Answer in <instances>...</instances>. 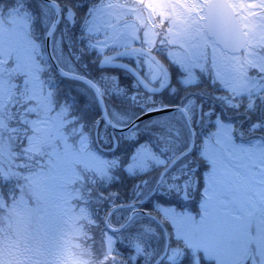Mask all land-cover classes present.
Masks as SVG:
<instances>
[{
  "label": "rangeland",
  "instance_id": "374dc122",
  "mask_svg": "<svg viewBox=\"0 0 264 264\" xmlns=\"http://www.w3.org/2000/svg\"><path fill=\"white\" fill-rule=\"evenodd\" d=\"M209 1L203 0V3L208 4ZM229 1L232 5L239 3L246 7L249 10L247 17L259 18L261 16V0ZM134 2H148V6L152 7L154 3H186L187 0H134ZM131 3L133 0H105L102 5L93 10L87 22H82L85 30L96 38L94 45L100 52L116 51L131 46L141 47L139 43L130 42L133 37L130 27L125 23L127 19L125 14L131 11ZM42 5L44 16L51 18L52 22L55 14L54 8L43 3ZM195 11L200 13L201 9L196 8ZM199 19L204 21L205 16L200 15ZM29 22V18L27 20L22 11L12 13L10 17L3 16L0 11V115L2 116L0 135L7 146L16 147L15 133L29 131V140L27 139L29 146L26 147L23 155L25 161L36 157L44 158L45 167L40 163L39 167L43 168L38 167L35 174L31 175L28 172L27 176H24L28 182L24 190L28 191L29 196L21 195L20 201L23 206L21 216L17 215L12 208L7 216L4 214L1 217L23 240L30 239L27 232L31 231V236L36 237L37 242H43L45 250L46 246L50 248L51 252L48 254L55 259L58 255V242L70 199L75 205L76 213L81 217L78 221L79 237L83 234V222L91 220L86 206L80 204L81 192L74 185L79 182L80 184L85 183L87 187L89 184L95 186L99 179L107 177L111 164L109 160L102 158L95 151L91 139L82 133L81 125L73 123L74 119L71 121L66 118V111H53L52 95L40 76L41 71L44 70L38 58L41 49L30 35V29L27 28ZM242 25L246 31L264 27L247 18ZM67 28V23H63L61 29L53 36L52 49L60 66L69 72L76 73L69 59L65 57L64 46L67 42V31L65 30ZM187 41L185 45L154 52L161 55L171 71L172 68H177L182 72V76L177 77L178 81L184 85V93L180 98L188 94L186 87L199 80L206 81L207 79L216 82L220 89L225 91L222 96H225L227 101L242 96H257L264 91V61H258L255 66L247 64L246 75L238 81L235 79V74L246 64L243 53L225 55L219 48L211 46L210 42L202 41L195 32L188 35ZM260 55H264V49L260 50ZM140 65L154 85L161 84L162 74L152 62L143 60ZM49 74L51 79L56 81L51 71ZM19 76L23 77L22 80L27 86L23 95L24 101L28 104L25 112L29 115L34 114V117L23 116L24 111H22L21 122L16 125L15 122L11 124L17 113L14 109L18 105L21 106V103L18 104V99L15 101L12 99L14 88L17 85L15 79ZM106 78L103 77L102 85L98 86L103 94L109 95V89L113 88L112 91L116 89L118 78L114 76ZM82 90L87 93V96H93L88 89L82 88ZM169 92L171 95L175 94L172 88ZM218 93H216L217 97L224 100V97L219 96ZM159 100L145 94H131L128 104L123 101H120L123 103L114 104L109 100L111 103L108 105L109 118L116 128L125 127L139 115L150 111L153 105L159 103ZM189 100L190 105L193 104L194 111H196V99L191 96ZM155 108L159 107L155 106ZM203 112L201 110L200 121L205 120L203 127H207L209 131L206 133L203 129L201 130L205 133L201 138L203 148L199 153L200 158L196 160L200 167L205 163L211 166L204 175L201 192L198 190L199 181H197V189H194L188 206L190 209L197 208L200 216L189 210L177 212L161 208L158 212L162 215V222L166 227H171L172 234L170 228L168 229L170 238L172 235L176 240L184 242L185 246L195 251H202L209 259L216 261V264H264V146L236 143L233 123L224 121L219 118L218 113L212 112L211 116L215 119H212V125H210L207 115L209 113L204 112L202 116ZM177 117L175 116L174 119L179 124ZM154 122L149 121L141 127V130L146 127L151 128ZM70 124L73 128H70ZM4 128L7 132L3 131ZM139 149L136 158L131 161L133 163L129 164L132 165L130 167L132 172L142 168L150 170L152 163L145 164L148 158L152 159L151 162L156 166L166 162V159L159 155L160 152L156 150L154 152L146 143ZM4 152L5 148L0 150V159L4 157ZM163 152L165 154L166 151L163 150ZM24 163V161L21 162L19 167H22ZM192 163L195 164L194 161ZM16 164L18 163L13 165ZM25 165H30V162ZM5 167L9 168L4 170L0 166V178L3 181L15 179L18 175L22 176L20 172L14 171L13 173L12 165ZM150 181L149 185L139 192L143 194V197L154 186L156 177H152ZM189 181L191 184L194 182ZM170 187L175 192L178 191L176 180H172ZM164 191H167L165 187L162 189V192ZM1 192L0 190V194ZM195 197L199 198L198 205L197 201H194ZM97 208H93L92 211ZM44 210L46 213L43 212ZM120 214L128 218L130 212ZM30 225H36V229H30ZM110 225L116 227L111 222ZM98 229H100L99 226ZM92 230L94 231L95 227H92ZM98 235L102 239H98L97 248L103 253L106 252V255H102L105 256L102 258L106 259L107 256L116 252L115 239L108 233H98ZM11 237L12 235L3 237V239H10L9 244L11 245ZM88 241L87 237H81L78 243L83 246ZM138 253H142V249H139ZM178 253L179 251H174L172 247L169 260H174ZM91 257L88 253L85 257L89 264H92ZM100 259L101 256L97 259L98 263ZM9 263L10 258L0 251V264ZM71 263L79 264V260L71 259Z\"/></svg>",
  "mask_w": 264,
  "mask_h": 264
},
{
  "label": "trees",
  "instance_id": "16d2710c",
  "mask_svg": "<svg viewBox=\"0 0 264 264\" xmlns=\"http://www.w3.org/2000/svg\"><path fill=\"white\" fill-rule=\"evenodd\" d=\"M54 1L63 6L64 9L65 7L73 8L77 12V16L79 15L78 21L73 27V30L67 34V42L64 46L65 57L69 59V62L74 68L73 71L87 77L99 86L102 85L101 79L103 77H110L111 74L115 73H112L111 70H101L99 68V61L106 54V52H100L94 45L96 38L85 30L83 23L87 22L89 17L93 14V10L97 6L102 5L105 0ZM42 8L43 5L40 0H0V11L3 16L10 17L12 13L15 14L18 11H22L27 20L28 18L30 20L27 28L30 29L31 37L37 44H39L41 49V54L38 58L41 60L40 62L42 63L44 70L41 71L40 76L52 95L53 111H66V118L74 119L75 121L72 122L81 125L82 133L86 134L88 137H92V140H94L96 124L101 117L100 108L98 104H96L97 101L95 102L96 99L94 95L87 96V93L82 90V88H86L92 94L91 90L87 86L82 83L60 78L55 72L44 48V35L51 22V18L49 19L44 16ZM158 56L161 57L160 54ZM49 71H51L56 77V81L51 79ZM172 74L173 78L176 79L174 82L175 100H178V98L184 93V85H182L177 79V77L179 78L182 76V72L177 68H172ZM22 78L23 77L19 76L15 79L17 81V85L14 88V97L12 99V101L18 99V104L21 103V106L16 105L17 107L14 109V111L17 110V113L11 124H14L15 122L16 125L21 122L20 115L22 114V111H24L23 116L34 117V114L29 115L25 112L28 104L24 101L23 95L27 86L24 84ZM128 78L129 76H120L117 80V82L120 83L119 85L117 83L118 87L122 85L124 86ZM215 84L216 82H212L211 79H207L206 81L199 80L196 83L191 84L189 87H186L188 88V93H194L190 94V96H193V99L205 101L203 111L209 113L207 115L209 116L208 119L210 125H212V119H215L212 118L211 114L212 112H216L220 115L219 118L233 123L235 129L234 139L236 143L248 146L258 144L264 146V91L257 94V96H242L240 98H233L232 100L230 99L227 101V98L222 96L225 91L221 90L219 85ZM169 90L158 96V99H160L159 103H156V105H153L152 107L175 105L177 102L173 101ZM217 92H219V96L224 97V100L217 97ZM122 101L126 104L129 103L128 100ZM211 101L215 104L212 105L210 103ZM123 102L113 101L114 104H120ZM207 102H209V106H207ZM9 113L11 112L9 111ZM0 118L2 119L1 115ZM204 122L205 120L203 119L199 128L203 127ZM22 125L27 127L24 123H22ZM169 126V119L167 117L158 118L155 120L151 128H143L141 134L144 135V137L140 139V141H152L157 146V150H165V154H162L161 156L166 159V161L169 160L168 156L172 150L177 152L181 150L179 148L178 141L175 147L172 145ZM70 128H73L72 124H70ZM0 129L2 130V127H0ZM3 131L7 132L6 128H4ZM204 132L207 133L208 131ZM204 132H201L200 130L196 135V147L191 154V158L193 160L199 159L201 156L199 153L203 148L201 138L205 135ZM29 136V131L22 133L16 132L14 137L16 140V147H9L3 142L0 135V150L5 148V152L3 153L4 157L0 159V166H2L5 170V168H9L5 166L12 165L13 167H11V169L13 173L16 171L20 172L22 175H18L15 179L4 181L0 178V190L2 191L0 194V251L6 254L9 258L12 253L41 254L46 252L48 254L51 252L50 248H47V246L46 250L44 249L42 244L43 242L39 243L36 241V237L31 236V231L27 232L29 233L28 236L30 239L28 241L23 240L21 236L14 233L13 228L9 226L1 217L4 214L7 216L12 208L15 210L17 215L21 216L23 211V206L20 201L22 198L21 195L25 197L29 196L27 193L28 191L24 190L28 186L27 179H25L24 176H27L28 172L31 175L35 174L37 172V168L40 166V163H42L41 165L45 167L44 158L39 159V157H36L33 158V160L27 159L25 161V157L23 155L26 147L29 146V142L27 141ZM23 161L25 163L30 162V165H25L24 163L22 167H19L20 163ZM131 161L130 156H123L122 152H120L118 160L109 162L111 167L109 168L107 177L99 179V182H97L95 186L94 184H89L87 187L85 183L80 184L79 182L74 185V187H78L81 192V201H77H80V204H84L86 206L88 215L91 219L88 222H83L82 227L84 229L81 237H87L89 240L87 244L83 245V248L86 249L89 256H92V264H154L164 251V231L156 221L148 217L142 215L136 216L124 230L116 234L109 231L105 226V218L108 212L115 206L132 203L143 198V194H139L141 189H145L147 187H144L143 183L145 182L146 185H148L151 182L150 180L152 177H156L162 168L153 164L150 170L142 168L138 169L136 172H132L129 165ZM15 163L18 164L14 166L13 164ZM210 166L211 165L209 163H205L200 167V173L198 174L200 178L198 190L200 192L204 184L202 183L204 175L208 172ZM149 174L151 175L149 176ZM150 177L151 179H149ZM163 200L165 199L161 197V195L156 194L149 199L148 205L163 203ZM29 201L31 202L30 199ZM194 201H197V205L199 204L198 197H195ZM167 203L170 202H167L166 200L165 204ZM95 207L98 208L92 211ZM188 210L193 212L195 215L200 216L197 208H189ZM43 212L46 213V210ZM121 212H130V210H119L113 214L110 222L116 227L121 226L127 220L125 215L120 214ZM151 214L162 221V215L158 211L152 212ZM35 226L30 225L29 228L36 229ZM98 226L100 229L97 230ZM92 227H95L94 231L92 230ZM166 228L167 230L170 228L171 231L170 226L169 228ZM98 233H108L115 239L116 252L107 256L106 259H103L105 256H102L106 255V252L103 253L97 248L98 239H102L99 237ZM42 234L43 233H41V235ZM11 235L10 245V239H3V237ZM170 239L169 253L166 259L160 264H216V261L209 259L202 251H195L193 248L185 246L186 244H184V242L176 240L172 237V235ZM40 245L42 246L40 247ZM172 247L174 251L177 250L179 253L176 258L171 261L169 260V254ZM139 249H142V253H138ZM99 256H101V259L98 263L97 261L99 260L97 259H99ZM28 259L33 262L35 258L31 257ZM53 259L54 258L49 255V264H51L50 260L53 261ZM70 260L71 259L67 261V264H71Z\"/></svg>",
  "mask_w": 264,
  "mask_h": 264
},
{
  "label": "clouds",
  "instance_id": "9594fccd",
  "mask_svg": "<svg viewBox=\"0 0 264 264\" xmlns=\"http://www.w3.org/2000/svg\"><path fill=\"white\" fill-rule=\"evenodd\" d=\"M212 7L220 9L225 15L217 17L214 21L200 20V15L208 17L209 5L203 0H187L186 3L168 2L154 3L152 7L145 3H131V11L126 13L125 23L130 27L133 39L130 42L139 43L150 54L161 50L185 45L190 33L195 32L202 41L210 42L211 46L219 48L225 55H239L243 50L246 64L239 68L235 79L241 81L246 75L247 64L264 61L260 50L264 49V27L245 31L241 24L245 18L257 24L264 25V0L260 2L261 16L259 18L247 17L248 9L239 3L235 5L219 0ZM200 8V13L195 11ZM123 18V17H122ZM231 21L235 33L236 43L229 44L226 39L228 26L225 19ZM139 34V35H137ZM81 217L75 211V205L69 201V208L64 227L58 242V255L51 264H67L71 259L79 260V264H89L86 249L78 243L80 227L78 221Z\"/></svg>",
  "mask_w": 264,
  "mask_h": 264
},
{
  "label": "flooded vegetation",
  "instance_id": "af4514ba",
  "mask_svg": "<svg viewBox=\"0 0 264 264\" xmlns=\"http://www.w3.org/2000/svg\"><path fill=\"white\" fill-rule=\"evenodd\" d=\"M62 14L64 17L66 14V11H63ZM63 21H65L64 23H67L66 20H64V18H63ZM72 30L73 29L70 28V26L68 25V28L65 31H67L66 33L68 34ZM133 47H139V46H131L128 48L119 49V50L113 51L109 54H114V53H117V52H120V51H123L126 49H130ZM161 60L163 61L162 58H161ZM118 62L126 64V65L131 66L134 69H136L139 72V74H141L143 77H145V79L150 84H152L153 86L160 87L166 81L165 74L157 67L162 74V81H161V84L154 85L152 83V81L150 80V77L144 72V68L140 65L143 63V59L139 58L137 55L131 54V55L124 56V57L120 58L118 60ZM138 63H140V64H138ZM164 64H165V62H164ZM167 67L170 70L171 76H172L171 84L169 85L167 90L172 88V92L174 93V91H175L174 82L176 79L173 78V74H172V71L170 69V66H167ZM111 72L115 73V74H111V77L114 76V77H117L119 79L120 76H129V78L127 79L126 83L124 82L126 84V86L124 84V86L122 85V86L118 87V85L120 83L117 82L118 85L114 91H112L113 90V88H112V89H109V91H110L109 95L104 94V97H105V100L107 103V107L109 104H111L109 102V100L110 101L130 100L131 94L149 95L143 91L142 87L139 85V83L137 82L135 77L131 73H129L127 70H125V69H112ZM190 94L191 93L189 92L188 94L183 95L181 98L179 97L178 100H175V94L171 95V93H170V95L173 98V101L177 102V103L175 105H172V106L167 105V106H164L161 108L179 106L183 110H185L186 113L189 115L191 123L195 129L196 134L198 133V131H200L202 129L204 131H209V129L207 127L199 128L200 123L196 124L197 123V115H198V106H200V105L202 106V112H203L205 101L204 100L198 101L196 99L197 110L194 111L193 104L190 105V103H189V101H190L189 99L191 97V96H189ZM160 95H157V96L149 95V96L150 97L152 96L154 99H156ZM187 103H188V105H187ZM210 103L212 105L215 104L213 101H211ZM161 108H153L150 111L161 109ZM108 114H109V112H108ZM143 114H141V115H143ZM141 115H139V116H141ZM203 115H204V112L202 113V116ZM175 116H178L177 118L179 119V124H177L176 120L174 119ZM166 117L169 119V124H170L169 129L171 131V134H170L171 135V143L175 147L177 144V141H178L179 148L181 150H179V152L172 150L168 156L169 157L168 163H166V164L162 163L161 165L158 166V167H162V168L159 171L158 175L156 176V181H155L154 186L152 187V189L149 190V192L142 199L137 200V202L143 200L145 197H147L151 193V191L154 189V187L157 183V180H158L161 172L168 166V164L174 158H176L178 155L185 152L191 144V129L187 123V118H186L185 114L183 113V111L181 110V111L172 113ZM154 119H157V118H154ZM154 119H150L146 122L148 123L149 121H153ZM99 121L101 122V125L99 128L100 130H99V137H98V145H99L98 146V148H99L98 154L102 158L110 160V162L118 160L119 156H120V152H122L123 156L129 155L131 157V160L135 159L136 155L139 153V150H140L139 148L144 143L148 144V146L150 148H152L154 150V152H155V150L157 152H160L159 155L163 152V150H157V146L152 141L151 142L148 140L140 141V139L144 137V135L141 134L142 133V130H141L142 125H139L134 131H131L130 133H127V134H117V133L113 134L111 132L110 128L106 125L104 119L102 118V115L97 122H99ZM145 124L146 123H144L143 125H145ZM133 133H134V135H133ZM128 135H133V136L130 137ZM115 142L117 143V146H116V149L113 150V148L115 147ZM191 156L192 155L185 157L171 171H169L167 173V175L165 176V178H164V180L160 186V189L157 193L165 199V200H163V203L149 204L148 205V202H147L145 205L138 207V208H135V209H132V210L133 211L141 210V211H144L147 213L159 211V209H161V208H166V209L174 210L177 212L186 211L190 202H191L190 199H191L192 193H194L193 183L191 184L189 180H193V181L195 179L200 180V178L198 176V174L200 173V166L197 164L196 159L193 160L195 162V164L192 163L193 161H192ZM151 161H153V160L152 159L149 160V158H148L145 160V164H148V162L152 163V165L155 164ZM131 163H133V162H131ZM131 166L132 165H130V167ZM181 166H183V167H181ZM149 167H151V165H149ZM150 175L151 174H149V176ZM172 180H176V184H177L176 190H178L177 192L172 190L170 187V183L172 182ZM143 185H144V187H146L149 184L146 185V183L144 182ZM184 185H186V196L183 194ZM164 187L167 191L162 192V189ZM166 200H167V202L169 201L170 203L165 204ZM31 257L35 258L33 262H32V260L28 259ZM48 257H49V255L45 252H43L41 254H37V253H35V254L12 253V254H10V263L9 264H49Z\"/></svg>",
  "mask_w": 264,
  "mask_h": 264
},
{
  "label": "water",
  "instance_id": "95a60500",
  "mask_svg": "<svg viewBox=\"0 0 264 264\" xmlns=\"http://www.w3.org/2000/svg\"><path fill=\"white\" fill-rule=\"evenodd\" d=\"M44 4L47 5H51L55 8L56 14H55V18L46 34L45 37V49H46V53L48 55V58L51 62V64L53 65V67L55 68L56 72L59 74L60 77L71 80V81H75V82H79V83H83L85 85H87L94 93L100 108L102 110L103 113V118L106 122V124L111 128L113 134L114 133H119V134H125V133H129L131 131H133L136 127H138L141 123L151 119V118H155V117H159V116H163V115H168L171 114L173 112L176 111H183V113L185 114L186 118H187V123L191 129V135H192V145L191 147L183 154H181L180 156H178L176 159H174L168 166L166 169H164V171L161 173L158 182L154 188V190L151 192V194L145 198L143 201L141 202H137V203H133V204H127V205H121V206H117L115 208H113L107 215V218L105 220V224L106 227L113 231V232H120L122 231L125 227H127L129 225V223L133 220V218L135 217V215L141 213L145 216H148L152 219L157 220V218H155L152 215H149L147 213H145L144 211L141 210H137L134 211L131 216L129 217V219L127 220V222H125L121 227L117 228V229H113L110 227L109 225V220L111 218V216L113 215L114 212H116L119 209H128V208H136L139 206L144 205L150 197H152L153 195H155L165 177V175L178 163L180 162L183 158H185L186 156H188L189 154H191V152L194 149V146L196 144V134H195V130L192 126V123L190 121L189 116L187 115V113L185 112V110H183L181 107H170V108H165V109H161V110H157V111H153V112H148L144 115H142L141 117H139L136 121H134L131 125H129L126 128H116L115 126H113L111 124V122L108 119V115H107V109H106V105H105V101L104 98L102 96L101 91L99 90V88L88 78L80 76L78 74H73V73H69L65 70H63L60 65L58 64L54 54H53V50H52V37L54 35V32L56 31V29L58 28L59 24L61 23L62 20V14H61V7L54 1L52 0H41ZM219 0H210L208 2L207 5H209L208 8V17H205V20H209L213 22V25L210 26H214V21L217 17L221 16V15H225L223 13L222 10L217 9L212 7V5L218 3ZM224 2L226 3H230L229 0H224ZM66 20L69 22L70 26H74L75 20H76V12L73 9H69L68 13L66 15ZM225 24L228 26V31L226 32V39L228 41L229 44H235L237 41L235 39V33L234 30L231 27V21L229 19H225ZM241 27L243 28V26L241 25ZM244 29V28H243ZM245 30V29H244ZM243 50H241L240 53H242ZM129 54H140L143 56H146L148 58H150L165 74L166 76V81L165 83L161 86V87H153L151 84H149L133 67L128 66L126 64L120 63L117 60L120 59L123 56L129 55ZM99 68L100 69H112V68H120V69H125L127 70L129 73H131L135 79L138 81V83L140 84V86L142 87V89L151 95H158L161 94L165 89H167L171 83V75L167 69V67L163 64V62L153 53H149L147 52L145 49H139V48H132L129 50H125L122 52H119L117 54H113V55H109V56H105L103 57L100 62H99ZM201 110L202 107H199L198 110V123L200 122L201 119ZM99 125L100 123L97 124L96 126V140L98 141V129H99ZM117 143L115 142V147L113 148V150L116 149ZM195 188L197 186V180L195 181L194 184ZM184 194H186V189H184ZM158 221V220H157ZM161 224V223H160ZM161 226L164 228V232H165V239H166V246H165V251L162 254V256L157 260V262H155V264H159L160 262H162L167 254H168V250H169V246H170V238L168 235L167 230L165 229V227L161 224Z\"/></svg>",
  "mask_w": 264,
  "mask_h": 264
}]
</instances>
